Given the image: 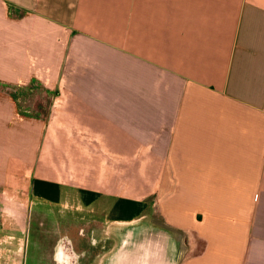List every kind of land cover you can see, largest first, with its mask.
<instances>
[{
    "label": "crops",
    "instance_id": "0c3cea01",
    "mask_svg": "<svg viewBox=\"0 0 264 264\" xmlns=\"http://www.w3.org/2000/svg\"><path fill=\"white\" fill-rule=\"evenodd\" d=\"M0 191V264H264V0H0Z\"/></svg>",
    "mask_w": 264,
    "mask_h": 264
},
{
    "label": "rangeland",
    "instance_id": "374dc122",
    "mask_svg": "<svg viewBox=\"0 0 264 264\" xmlns=\"http://www.w3.org/2000/svg\"><path fill=\"white\" fill-rule=\"evenodd\" d=\"M9 91L16 97L19 110L25 114L40 116L47 119L49 109L52 105L54 93L46 90L38 83H33L25 87L9 88ZM52 132V128H51ZM52 143H58L64 148V155L70 156L72 147L75 146V134H49ZM29 201H27L26 193H4L0 191V244L3 251L1 258L6 257L4 250L8 249L9 239L5 236H11L13 233L23 226ZM28 264H34L32 255L28 260Z\"/></svg>",
    "mask_w": 264,
    "mask_h": 264
}]
</instances>
